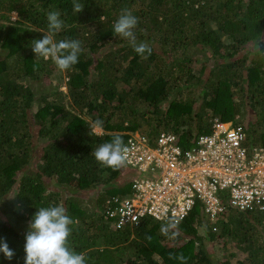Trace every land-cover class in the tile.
Returning <instances> with one entry per match:
<instances>
[{
  "label": "trees",
  "instance_id": "1",
  "mask_svg": "<svg viewBox=\"0 0 264 264\" xmlns=\"http://www.w3.org/2000/svg\"><path fill=\"white\" fill-rule=\"evenodd\" d=\"M77 2L84 5L80 13L73 0H0V14L7 15L0 19V241L15 253L8 260L0 252V264H25L35 212L57 204L74 221L68 246L83 253L86 264H181L170 253L187 264H233L240 251L248 255L237 264H264V211H229L227 220L212 225L198 203L175 237L176 229L161 232L171 221L145 218L135 228H116L106 203L128 195L137 174L126 165L101 166L91 155L116 135L126 144L145 123L149 129L141 133L151 141L170 132L189 146L216 119L243 127L251 150L263 148L264 57L254 52V42L264 36V0ZM122 9L138 17L137 42L152 49L146 58L113 31ZM52 11L63 21L54 42H81L78 63L66 71L36 58L31 48L48 32ZM240 105L257 120L244 121ZM97 119L104 122L102 135L90 131ZM100 187L95 208L75 201L74 195ZM223 237L239 245L237 252L224 259L214 252L213 258L209 251Z\"/></svg>",
  "mask_w": 264,
  "mask_h": 264
},
{
  "label": "built area",
  "instance_id": "2",
  "mask_svg": "<svg viewBox=\"0 0 264 264\" xmlns=\"http://www.w3.org/2000/svg\"><path fill=\"white\" fill-rule=\"evenodd\" d=\"M243 127L216 119L209 133L184 144L178 134L155 140L130 134L126 166L137 176L128 195L106 203V215L120 230L143 219L182 222L201 203L211 224L230 212L264 211V147L250 149Z\"/></svg>",
  "mask_w": 264,
  "mask_h": 264
},
{
  "label": "clouds",
  "instance_id": "3",
  "mask_svg": "<svg viewBox=\"0 0 264 264\" xmlns=\"http://www.w3.org/2000/svg\"><path fill=\"white\" fill-rule=\"evenodd\" d=\"M83 8V4L73 0L74 12L80 13ZM47 22L48 32L44 33L42 39L32 41V51L36 58L51 59L60 71L69 70L78 63L79 55L82 52L81 42L79 40L54 42V34L63 27L59 12H49ZM138 22V17L134 16L130 10L122 9L113 25V31L116 35L127 39L138 55L146 58V54L150 55L152 49L147 43L137 42L134 29ZM254 52L264 57V36L254 42ZM103 124L102 120H95L90 131L93 134H101ZM128 151L122 137L116 135L111 142H105L92 151L91 155H94L101 166L117 170L126 164ZM73 223V219L67 215L63 204L38 208L29 224V231L25 235V264H86L85 255L77 254L67 243L71 235L70 225ZM171 229H176L172 233L174 237L179 236L178 222L162 225L161 232L168 236ZM0 252L8 260H11L15 254L4 241H0ZM169 258L178 259L181 264H187L183 255L173 256L170 253Z\"/></svg>",
  "mask_w": 264,
  "mask_h": 264
},
{
  "label": "rangeland",
  "instance_id": "4",
  "mask_svg": "<svg viewBox=\"0 0 264 264\" xmlns=\"http://www.w3.org/2000/svg\"><path fill=\"white\" fill-rule=\"evenodd\" d=\"M4 16H7V15H2V14H0V19H1V21L3 20H5L4 19ZM11 18H12V20H16L17 19V15L16 14H12L11 15ZM5 22V21H4ZM53 62V61H52ZM54 63V62H53ZM65 73H63L62 74V84H61V86L65 83ZM65 92H67L66 91V89L65 88H62ZM187 97V95H185L184 96V100H185V98ZM68 99V98H67ZM238 100H240L241 101V99L240 98H238ZM240 103V102H239ZM147 110V109H146ZM240 114L242 115V119L244 120V121H252V122H255L256 120H257V118H258V115L257 114H255L254 112H251L250 110H246L245 108H244V106L243 105H240ZM156 117V115H154L153 117H152V114H150V113H147L146 114V118H149V119H151V118H155ZM149 129V125H147V123H145V124H143L141 127H140V131H139V133H141V131H143V132H146L147 130ZM103 134V131H102V133L101 134H98V135H102ZM132 170V169H131ZM104 177H106V175L104 176ZM111 183H115V182H117V179H112L111 181H110ZM99 187V186H98ZM51 189V187H49V189L48 190H50ZM53 189V188H52ZM94 189H97L94 193H93V191H94ZM103 189L104 188H93V189H91V190H89L87 193H84L83 195H80V198H79V196L77 197L76 195H74V199H75V201H78V200H83L84 202H86V203H88V206L90 207V208H95L96 206H97V199L96 198H98V195L100 194V196L101 195H103V193H102V191H103ZM107 189H109V187L107 188ZM130 191H131V187H130V189H129ZM97 193V194H96ZM61 194L65 197V196H68V197H70V193H68L67 192V190H63L62 192H61ZM97 211V210H96ZM257 215H255V217H256ZM227 219H228V217H227ZM226 219V220H227ZM13 222L16 224V220H14L13 219ZM76 224H78V225H81V222L80 221H77V222H75ZM212 225H217V224H212ZM21 226L23 227V228H19V229H24L25 227H27V225H25V224H21ZM221 229H219L218 230V232L220 231ZM206 233V230L205 229H203V228H201L200 229V234L202 235V236H204V234ZM205 237V236H204ZM224 243H227L226 244V246H225V248L224 249H222V246L224 245ZM238 244L236 243V242H233V241H231L230 240V238H225V237H223V238H220V241H219V243H218V246H216V244L211 248V250L209 251L210 252V254H211V256L214 258V252H217L219 255V257H220V259H224V258H228L229 256H228V254L229 253H232V252H237V249H238ZM247 253L246 252H244V251H240V252H237V254H236V257L235 258H231V261L233 262V264H237L236 262H237V260H239V259H244V258H246L247 257Z\"/></svg>",
  "mask_w": 264,
  "mask_h": 264
}]
</instances>
